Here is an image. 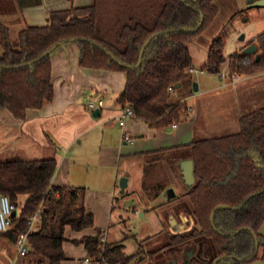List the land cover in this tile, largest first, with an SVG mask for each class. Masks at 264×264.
<instances>
[{"label":"trees","instance_id":"obj_1","mask_svg":"<svg viewBox=\"0 0 264 264\" xmlns=\"http://www.w3.org/2000/svg\"><path fill=\"white\" fill-rule=\"evenodd\" d=\"M218 11L211 0H93L88 6L49 12L47 24L25 26L14 37L11 28L0 22V109L25 120L28 109L50 103L54 98L50 53L37 59L62 42H75L82 67L126 72L116 104L122 109L129 106L133 119L152 129L182 124L191 114L185 103L190 93H181L192 80L188 44L210 27ZM224 41L212 40L204 71L220 74L226 65L230 76L264 72V31L246 45L256 46L258 59L243 52L246 46L226 57ZM142 49L141 63L135 67ZM175 92L181 97L176 101ZM239 123L236 134L141 154L148 172L143 186L152 198L170 184L160 181L164 154L178 150V158L188 151L193 162L195 182L186 196L198 228L171 238L168 255L176 264L184 263V248L191 241L202 248L190 264L264 261V107L241 116ZM56 169L53 157L0 162V194L17 209L10 229L0 235L15 244L21 233L28 232L26 264H63L66 229H95L94 216L85 205L86 189L52 185ZM36 214L39 226L31 230L29 220ZM100 238L98 231L71 241L83 244L87 256L103 257L104 264H137L146 258L141 245L128 255L122 242L102 244Z\"/></svg>","mask_w":264,"mask_h":264},{"label":"crops","instance_id":"obj_2","mask_svg":"<svg viewBox=\"0 0 264 264\" xmlns=\"http://www.w3.org/2000/svg\"><path fill=\"white\" fill-rule=\"evenodd\" d=\"M92 2L93 0H15L18 9L17 20L26 26H43L47 24L49 12L88 6ZM7 20L3 23L10 27ZM50 56L54 86L53 100L42 109H28L25 120H17L7 110L0 109V148H5L3 150L5 152L7 147L14 143V147L19 152H27L32 156H37L40 149H46L48 156L57 160V169L51 184L86 189L85 205L94 216L95 229L76 232L70 235L71 238H68L67 233L71 229L67 228L65 231L67 240L63 244L64 252L66 250L64 245L67 241L79 240L85 236H95L98 231L105 234L106 242H122L124 244L126 238L133 237L137 243H142L149 238V235H144V238L138 241L137 234L131 229L129 233L126 232V222L129 221L128 213L125 208L117 207L115 204L118 198L113 193H116L117 188L120 189L119 179L126 177L128 180L126 189L123 192L121 189L119 190L122 195L132 186V179L126 171L120 172V163L126 161L133 162V166H141L137 184L133 186L132 191L140 194L142 201L145 200L142 207L132 208L133 216L145 219L148 215L161 210L159 213L161 218H158L160 220L164 221L167 215L181 218L174 205L179 204L176 199L180 195H186L190 186H186L184 182L180 165L183 161L191 159L185 154L177 158L176 151L178 150H171L166 155L164 154L162 167L167 170L166 161L173 164L171 175L179 180V183L176 188L167 185L155 198H152L153 193L151 191L147 193L144 190L143 183L147 176L143 175L144 171L142 170H145L147 165L141 154L195 141L193 140L194 128L200 118V110H204L203 103L205 102L196 99L197 109L196 105L189 104V107L192 108L189 119L176 126L152 129L141 120L127 119L122 128L118 120L124 109L116 104V98L125 88L126 72L82 67L79 47L75 42L59 45L51 52ZM245 77L246 79L257 77L260 82L264 83L263 72L251 76L238 74L236 79L229 80L226 86L246 82L247 80H243ZM197 86L198 94L201 93L202 96L208 95L216 89L201 91L199 81H197ZM195 97L197 96L192 95L186 99L188 101ZM90 104H93L95 108L90 109ZM99 104L102 106L99 107ZM96 108L100 109L98 117L93 116ZM124 134L132 138V144L124 142ZM33 159L41 158L33 157L30 160ZM169 188H172L175 193L171 199L167 198ZM190 207V214L193 216L192 205ZM112 219L118 225L120 223L124 226L123 230L119 227L122 235L116 239H111L109 236L112 232ZM36 223L38 224V221ZM165 225H169L168 222H165ZM37 229L38 226L34 230ZM162 231L165 229L163 228ZM71 245L77 249L70 246L72 247L70 248L71 252L65 253L63 264H84L83 260L88 254L83 244L72 242ZM186 247L193 249V256H195L198 248L201 252L202 245L191 241ZM144 253L149 256L151 254L150 251H144ZM0 258H2L0 264H16L21 259L14 243L2 235H0ZM22 262L25 264L23 259ZM171 264H176V262L172 260Z\"/></svg>","mask_w":264,"mask_h":264},{"label":"rangeland","instance_id":"obj_3","mask_svg":"<svg viewBox=\"0 0 264 264\" xmlns=\"http://www.w3.org/2000/svg\"><path fill=\"white\" fill-rule=\"evenodd\" d=\"M211 2L218 7V14L210 27L188 44L195 72L192 73V80H188L184 88L181 90V93L185 92L190 93V96H197L188 99V101L185 99V101H187L186 105H196V99H201L205 102L203 103L204 110H200V118L194 128L195 133L193 140L195 141L236 134L240 131L239 119L241 116L264 107V83L260 82L257 77H251L248 79L245 77L243 80H247L246 82L229 84L224 87L222 86L219 74H210L203 69L206 63L209 46L214 38L223 37L225 40L223 53L228 57L232 53L239 51L242 47L246 46L252 41L254 36L264 31V6H249L247 0H211ZM17 18L18 9L15 0H0V22L3 23L6 20L8 21L13 37L21 28L26 26L17 20ZM241 34L244 35V40H240ZM223 70L228 72L226 65L221 71ZM229 78L230 77L228 76L226 82H229ZM197 81L200 82L201 91L216 89L212 93L208 95L204 94V96H202L200 95L201 93L198 94L199 91H194L193 85L194 83H197ZM199 96L202 97L199 98ZM179 98H181L180 92H175L173 94V100L176 101ZM13 144L7 147L5 152L3 151L5 148H0V162L30 160L33 157H40L41 159L51 157L46 153V149H40L37 156H32L27 152H19ZM89 153L90 151L88 154ZM184 154L187 155L189 152L185 151ZM169 156L171 157V155ZM132 163L133 162L130 163L126 161L120 163V172L126 171L127 175L132 179V186L128 188L127 192L123 195L120 193V189L117 188L116 193H113L118 198V201H116L115 204L117 207L120 206L125 208L128 213L129 221L126 222V232L129 233L131 229L137 234L138 241H141L140 239L144 238V235H149V238L142 243H137L133 237L126 238L124 242L125 251L127 254H134L141 245L143 246L144 251H150L151 254L149 256L145 253L144 255L146 258L137 264H171L172 259L168 255L170 249L168 244L170 243L171 238L178 234L188 235L193 229L198 228L195 218L190 214L191 203L186 195H180L176 199L179 204L174 205V208L176 212L180 213L181 218L178 217V219L173 215H167L166 218H171H165L164 221L168 222L169 225H165L163 220L158 219L161 218V215L159 214L161 210L157 211V213L154 212L151 215H148L145 219L133 216L132 208L135 206L142 207L145 199L142 201L141 195L132 191L133 186L137 184L139 169L141 168V166L139 167L138 165L133 166ZM145 164L147 165V163ZM165 164L167 170H164L165 168L162 167V164L159 166V173L161 174L160 181L165 180L170 183L169 185L176 188L179 180L171 175V167L173 164L171 165L168 161H166ZM142 171H144L143 175L148 174L146 169ZM163 175H166L167 177L165 176L163 178ZM120 179L118 181V186ZM145 197H147V195H145ZM23 199H25V197ZM111 225L112 232L109 235L110 238L116 239L121 237V230H123L122 227H124L123 224L121 225L119 223L118 225L113 220ZM36 226H39V224L35 222L34 225H32L31 230H34ZM163 228L165 231H162ZM73 233L76 232L68 230L67 237L71 238L70 235ZM71 244V241H67L64 245L66 254L71 252L70 248L73 247ZM73 249L77 248L73 247ZM186 253L187 251H185V254ZM207 255L209 258L213 255V249L209 244ZM0 259L2 260V258ZM22 259L23 257H21L16 264H22ZM29 260L30 259L28 258L24 261L28 262Z\"/></svg>","mask_w":264,"mask_h":264},{"label":"built area","instance_id":"obj_4","mask_svg":"<svg viewBox=\"0 0 264 264\" xmlns=\"http://www.w3.org/2000/svg\"><path fill=\"white\" fill-rule=\"evenodd\" d=\"M250 60L246 59V64H249ZM190 72H195V70L192 68L190 69ZM221 81H222V86H226V81L228 76L230 77V80H235L236 77L238 76V74H234V75H229L228 72H225L224 70L220 72L219 74ZM169 91H172V88H169ZM102 104H99V107H101ZM90 109H94L95 106L93 104L89 105ZM189 110L192 111V108L190 107ZM134 118V113L132 111V109L128 106L123 110V113L121 115V117L118 120V123L120 125V127H124L126 120L127 119H133ZM175 126V125H174ZM123 140L125 143H133L132 138H130L128 135L124 134ZM14 212H17V209L15 207V205L10 201L9 197L6 195H2L0 194V232H7L13 222V217H14ZM39 215L36 214L34 215L30 220V226L32 227V225H34V223L36 221L39 220ZM102 244L106 243V236L104 233L101 234V238H100ZM15 249L17 251L18 256L23 257L27 254L28 252V232L26 233H21L18 238L17 241L14 244ZM104 246L102 245L101 249L103 250ZM84 264H104L105 263V259L103 257H99L97 258H93V257H89L87 256L84 260H83Z\"/></svg>","mask_w":264,"mask_h":264},{"label":"water","instance_id":"obj_5","mask_svg":"<svg viewBox=\"0 0 264 264\" xmlns=\"http://www.w3.org/2000/svg\"><path fill=\"white\" fill-rule=\"evenodd\" d=\"M249 6H264V0H247ZM203 20V16L201 15V21ZM150 40V39H149ZM149 40L146 42V44L149 42ZM240 40H244V35L241 34L240 36ZM66 42H62L61 44H64ZM60 44V45H61ZM146 44L144 45V47L146 46ZM56 47H54L52 50L44 53L42 56H40L37 60L39 59H42L43 57H45L46 55H48L50 53L51 55V52L55 49ZM143 52H144V49L141 50V53H140V59H139V62L138 64L135 66V67H138L141 63V60H142V55H143ZM243 52L245 54H251V55H254L256 57V59L259 58V55L257 54V48L254 44H250L248 46H246L243 50ZM36 60V61H37ZM128 67V66H126ZM1 69V68H0ZM180 87V84H177L176 85V88H179ZM193 88H194V91L197 92L198 91V86H197V83H194L193 85ZM100 115V109L99 108H96L93 112V116L94 117H98ZM181 168H182V176H183V179H184V182L186 184V186H192L195 182V178H194V175H193V162L192 160H187V161H183L181 163ZM127 178L126 177H122L120 179V182H119V187L121 189V191L123 192L126 187H127ZM167 194H168V199H171L172 197L175 196V193H174V190L172 188H169L167 190ZM17 214V212H14V216ZM254 237L256 238V235L253 234ZM194 254V250L193 249H190L189 251H187L186 253V258H185V261H184V264H190V259L191 257L193 256ZM251 264H264L263 262L261 261H256V262H253Z\"/></svg>","mask_w":264,"mask_h":264},{"label":"flooded vegetation","instance_id":"obj_6","mask_svg":"<svg viewBox=\"0 0 264 264\" xmlns=\"http://www.w3.org/2000/svg\"><path fill=\"white\" fill-rule=\"evenodd\" d=\"M255 239H256V238H255ZM256 248H258V245H257V244H256ZM190 249H191V248H190ZM190 249H186V251H189ZM257 250H258V249H257ZM257 250H256L254 256L257 254ZM199 251H200V248L197 249L195 255H199V253H200ZM192 257H193V256H192ZM256 261H261V262L264 263V261H262V260H260V259H256V260H254V261H252V262H248V263H245V264H251V263L256 262Z\"/></svg>","mask_w":264,"mask_h":264}]
</instances>
